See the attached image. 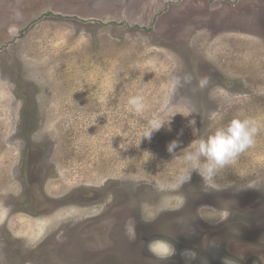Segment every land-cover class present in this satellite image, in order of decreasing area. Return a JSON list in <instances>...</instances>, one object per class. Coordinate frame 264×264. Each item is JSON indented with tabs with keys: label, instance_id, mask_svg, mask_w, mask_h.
Here are the masks:
<instances>
[{
	"label": "rangeland",
	"instance_id": "obj_1",
	"mask_svg": "<svg viewBox=\"0 0 264 264\" xmlns=\"http://www.w3.org/2000/svg\"><path fill=\"white\" fill-rule=\"evenodd\" d=\"M154 117L172 131L140 143ZM235 118L257 121L255 144L214 183L170 190L168 143ZM117 206L136 238L99 247L87 221ZM146 229L179 259L153 256ZM185 249L264 264V0H0V264H184Z\"/></svg>",
	"mask_w": 264,
	"mask_h": 264
},
{
	"label": "clouds",
	"instance_id": "obj_2",
	"mask_svg": "<svg viewBox=\"0 0 264 264\" xmlns=\"http://www.w3.org/2000/svg\"><path fill=\"white\" fill-rule=\"evenodd\" d=\"M176 83L180 84L179 78ZM184 83H191V76L186 75ZM206 83L207 80L202 79L199 86L203 88ZM128 105L134 112L140 113L144 110V97L132 96L128 99ZM192 113H195L194 108L190 109L187 114H180L187 117ZM171 120L172 118L166 121L160 117L150 119L139 135L140 143L142 139L150 142L153 135L162 129L171 132ZM188 123L192 126L193 133H196L198 131L195 127L196 120L192 119ZM259 131L257 121L254 119L235 118L229 121L226 126L217 128L207 137L196 139L186 148L182 147V141L179 138L172 140L168 143L166 151L172 157V161H175L180 167L177 175L169 181V189L174 191L181 189L191 181L194 173L201 177L206 185L214 183L222 170L232 165L242 153L255 144V138ZM182 134L181 130L177 133V137ZM177 149L180 151L178 152ZM178 222L182 224V230L186 231L188 235L194 234V230L190 228V218L187 220L182 218ZM127 234L131 240H135L134 227ZM147 248L153 256L161 260H169L177 254L175 245L169 239H153L148 242ZM180 256L183 258L184 264H192L197 259V252L185 249L180 252Z\"/></svg>",
	"mask_w": 264,
	"mask_h": 264
},
{
	"label": "flooded vegetation",
	"instance_id": "obj_3",
	"mask_svg": "<svg viewBox=\"0 0 264 264\" xmlns=\"http://www.w3.org/2000/svg\"><path fill=\"white\" fill-rule=\"evenodd\" d=\"M41 182L40 185L41 186ZM38 185H36L35 190L36 193L38 191ZM98 196V194L96 193ZM100 197H103V195H100ZM128 198V197H127ZM134 197L130 199H126L125 201H134ZM42 201H44L42 197ZM46 205H42L44 207ZM131 211V210H130ZM129 210L127 209H117L114 211V213H103L98 217H95L91 220H88V235L91 237V234H94L95 232L98 233V238H94L95 244H97L99 247L102 246H118V249H127L124 247V243H129V242H123V238H125V232L131 228V223L132 221H135L133 216H131V212L129 217L126 218ZM228 216H230V213H228ZM146 223V222H145ZM145 225V224H144ZM154 234L150 233L149 230L146 229L143 241L147 245L149 241L153 239H157ZM91 245V244H90ZM203 248V245H201L198 242V251H200ZM148 249V248H147ZM179 259L176 255L173 256L172 261L173 262L175 259Z\"/></svg>",
	"mask_w": 264,
	"mask_h": 264
}]
</instances>
